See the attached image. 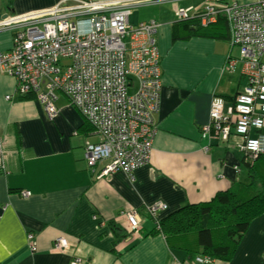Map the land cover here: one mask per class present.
I'll list each match as a JSON object with an SVG mask.
<instances>
[{"label":"crops","instance_id":"obj_1","mask_svg":"<svg viewBox=\"0 0 264 264\" xmlns=\"http://www.w3.org/2000/svg\"><path fill=\"white\" fill-rule=\"evenodd\" d=\"M59 1L0 0V18ZM199 3L148 4L135 8L139 12L134 17L130 14L132 25L160 24L156 37L162 76L151 158L135 171V181L121 170L99 177L108 159L90 167L85 145L99 136L63 93L56 100L59 112L50 119L36 97L17 94L15 78L0 69V264H264V214L252 221L227 260L197 263L201 254L171 248L161 234H149L154 222L144 205L166 203L164 217L247 181V174L235 167L242 165L238 137L226 142L215 136L205 139L201 132L210 122L213 97L223 95L228 109L233 99L225 96L234 97L247 84L240 65L224 69L229 54L239 56L237 47L202 36L172 40L178 10ZM13 37V30H0V50L12 47ZM22 190L31 195L23 196ZM134 208L140 210L141 228L126 234L124 212ZM58 237L68 239L60 251L54 249Z\"/></svg>","mask_w":264,"mask_h":264},{"label":"built area","instance_id":"obj_2","mask_svg":"<svg viewBox=\"0 0 264 264\" xmlns=\"http://www.w3.org/2000/svg\"><path fill=\"white\" fill-rule=\"evenodd\" d=\"M177 1L62 0L0 18V30L14 31L12 47L0 50V69L15 78L19 96L35 93L50 119L59 112V93L82 113L100 137L85 145L90 167L109 160L99 177L121 170L135 181V171L150 161L157 134L154 113L160 108L162 89L156 37L160 24L150 20L132 25L129 17L137 7ZM199 9L204 25L215 21L219 13L227 18L230 43L239 49V56L229 54L224 69L234 71L240 65L247 77L228 109L222 96L213 97L210 122L202 126V137L227 142L235 135L240 152L264 153V0L246 4L201 0L193 7L180 8L178 17L186 19ZM3 158L0 138V167ZM235 167L238 171L239 166ZM21 194L27 197L31 192L22 190ZM144 207L158 221L168 205L157 201ZM124 215L129 230L138 231L140 210H127ZM27 238L32 241L34 235L29 233ZM67 246L66 237L54 241L56 250ZM195 261L206 263L209 258L197 256Z\"/></svg>","mask_w":264,"mask_h":264},{"label":"trees","instance_id":"obj_3","mask_svg":"<svg viewBox=\"0 0 264 264\" xmlns=\"http://www.w3.org/2000/svg\"><path fill=\"white\" fill-rule=\"evenodd\" d=\"M202 15L199 9L188 18L173 23L172 40L202 36L230 41V26L222 13L205 25L202 24ZM21 97L32 99L36 95L28 93ZM225 97L229 100L234 98ZM240 153L242 165L238 171L242 169L247 174V181L218 191L209 200L182 206L158 221L144 207L154 222L149 234H161L169 247L183 249L191 255L198 253L209 260L231 258L252 221L264 214V153ZM112 230L116 231L114 226ZM136 231L129 230L126 234ZM125 236L119 235V238Z\"/></svg>","mask_w":264,"mask_h":264},{"label":"rangeland","instance_id":"obj_4","mask_svg":"<svg viewBox=\"0 0 264 264\" xmlns=\"http://www.w3.org/2000/svg\"><path fill=\"white\" fill-rule=\"evenodd\" d=\"M237 1H238V3H240V4H245V3L253 2V1H255V0H237ZM138 12H139L138 10H137V11H133V12H132V17H134L135 15H137ZM11 15H12V14H11ZM5 17H7V16H5ZM3 18H4V17H3ZM234 51H235V53H237V54L239 53V52H238V48H235ZM263 59H264V57H263ZM63 60H64V59H63ZM263 62H264V60H263ZM134 89H135V88H132L130 91L133 92ZM238 138H239V137H238ZM99 139H100V137H99Z\"/></svg>","mask_w":264,"mask_h":264},{"label":"bare ground","instance_id":"obj_5","mask_svg":"<svg viewBox=\"0 0 264 264\" xmlns=\"http://www.w3.org/2000/svg\"><path fill=\"white\" fill-rule=\"evenodd\" d=\"M179 20H181L182 18H178ZM157 44H158V42H157ZM158 46H159V44H158Z\"/></svg>","mask_w":264,"mask_h":264},{"label":"clouds","instance_id":"obj_6","mask_svg":"<svg viewBox=\"0 0 264 264\" xmlns=\"http://www.w3.org/2000/svg\"><path fill=\"white\" fill-rule=\"evenodd\" d=\"M8 15H9V14H8ZM8 15H7V16H8ZM1 18H3V17H1Z\"/></svg>","mask_w":264,"mask_h":264},{"label":"water","instance_id":"obj_7","mask_svg":"<svg viewBox=\"0 0 264 264\" xmlns=\"http://www.w3.org/2000/svg\"><path fill=\"white\" fill-rule=\"evenodd\" d=\"M7 16V15H6ZM5 17V16H4Z\"/></svg>","mask_w":264,"mask_h":264}]
</instances>
